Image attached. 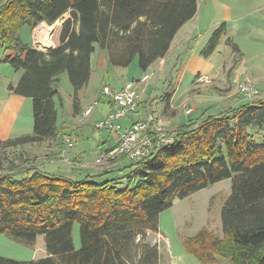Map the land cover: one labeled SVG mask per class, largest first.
I'll list each match as a JSON object with an SVG mask.
<instances>
[{
	"label": "trees",
	"instance_id": "obj_1",
	"mask_svg": "<svg viewBox=\"0 0 264 264\" xmlns=\"http://www.w3.org/2000/svg\"><path fill=\"white\" fill-rule=\"evenodd\" d=\"M195 14V0H4L0 46L10 54L0 64L23 72L8 89L31 101L32 132L2 143L15 148L58 139L53 100L58 77L67 74L75 110L95 47L112 67L127 68L136 60L146 72L167 55L178 30ZM64 15L57 47L48 53L20 41L22 27L52 25ZM223 32L221 25L212 33L202 56L214 51ZM226 44L239 54L236 45ZM183 127L171 145L146 161L128 160L120 170L99 175L128 170L125 177L103 183L93 181L98 177L52 176L36 167L22 176L0 172V235L27 243L43 235L46 252L28 262L0 257V264H159L157 246L147 240L158 232L159 215L174 199L223 180L231 181V189L220 210L222 234L236 256L264 264V135L255 139L250 133L264 132V99ZM204 236L197 233L184 248L199 264H218L211 246L219 243L208 244Z\"/></svg>",
	"mask_w": 264,
	"mask_h": 264
},
{
	"label": "rangeland",
	"instance_id": "obj_2",
	"mask_svg": "<svg viewBox=\"0 0 264 264\" xmlns=\"http://www.w3.org/2000/svg\"><path fill=\"white\" fill-rule=\"evenodd\" d=\"M3 1L4 0H0V4ZM67 17V15H64L51 26L44 23V26L39 28L41 39H47L45 44L48 43V37L51 33L49 29L52 28L54 30L50 35L52 38L49 43L54 46L53 48L57 47L58 33L62 23ZM45 26L49 29H46ZM31 31L32 29L30 30L27 26H24L19 30L20 41L23 44L31 43ZM9 54V52L5 51V49L0 46V60H2L5 55ZM235 60L236 59L233 57V61L226 64L227 66L225 68L222 70L220 69L219 72L214 73V75L207 77L195 76L193 81H196L197 79L198 83L195 86L189 87L186 91L185 89L187 86L192 85L190 83L192 79L190 80L188 75L182 79L183 83L179 86L180 79H178L177 76L173 77L175 74H166V69H163L161 75L158 76L155 89H151L154 83L151 85L150 83L155 80V76L151 77L152 75L147 73L140 82L143 85L146 84L145 88L151 89L150 91H153L152 93L155 92V94L157 93L156 95H159L161 92L160 89L162 87L164 89L167 87V89L164 90L167 102L165 101V97L162 96L163 100L159 102L158 112H156L158 116V120L155 119L156 125L165 131L172 132L173 136H176L187 129L183 126L177 128L179 123H185L186 125L189 123H195L208 116L221 115L230 109L236 108L247 102H252V100H247L244 97V93L241 92L244 86L243 82L247 77H234L232 69L229 68L232 63H235ZM132 65L137 67V61L134 60ZM132 70L133 68H130L129 78L132 77ZM226 70H229L227 74H225ZM109 75L111 77L107 80L113 85L112 82L115 80L113 78L114 76L112 73ZM15 79V71L8 64L1 63L0 86H7L11 82H14ZM129 82H133L137 89L139 80L132 78V81H125V84ZM250 82L256 88L255 83L253 81ZM148 85H150V88ZM139 86H141V84ZM178 86L180 87L179 92L176 91L179 88ZM69 89L71 88L67 81L60 86V92L64 97H66L67 92L70 91ZM174 94L175 97L173 99L172 97ZM145 97L147 96H144L143 98ZM260 99H264V91L261 90L259 92V98L253 100V102ZM22 100L25 102H19L20 105L16 104L12 107L9 115L5 117L2 123L3 127L0 126V172L7 173L12 171L14 176H22L28 168L35 166L40 167V169L44 166V169H47L50 172H55L58 168H66V170L72 171V167L76 164L72 157L69 156V153L73 152L74 149L65 152L66 155L70 157L73 164H63L58 162V159L56 158L57 154H54L63 150V146L60 143L61 139L49 140L43 144H27L15 148H7L5 144L2 143L6 140L20 137L19 135L17 136L20 132H31V101L24 98ZM93 106H95L94 103L88 108L91 107L92 111ZM127 110L130 111H128L126 116L129 119L137 120L138 117H140L142 121L147 119V114L144 112L145 108L141 105L138 108V117L136 116L137 114L131 113L134 110V107L127 108L126 112ZM154 111L155 109L152 108L151 116L153 118H155V115H153ZM157 121L160 123L158 124ZM162 122L167 123L163 125L161 124ZM85 130L87 133L83 136L84 140L82 141V138L80 137L78 138V143L84 142L83 150L90 152V155L93 156V153L96 150L95 143L97 142V139L102 141L105 140L108 133L103 129L100 132H94L90 129V126L86 127ZM250 133H253L255 139L264 135V132L251 131ZM116 141L117 136L115 134L111 136V140L110 138L108 139L110 145H114ZM120 161H125V159L121 158L119 161L115 160L116 163ZM90 167L100 168V166H97L94 161L91 163ZM78 169L82 168H77V170ZM79 171L81 170H78V172ZM127 173L128 170L125 172L121 171L109 174L108 176H98V178H94L93 181L96 183H103L108 180L125 177ZM124 184L125 182H123V185ZM230 189L231 181L223 180L197 191L186 198L174 199L172 201L170 208L163 211L158 217V232L156 234H148L147 236V240L152 245L157 246L159 264H199L186 251L184 248V242L201 231L205 232L204 240L206 243L209 244L213 240L218 241V245L211 246V251L215 255L218 264H250L253 261V259L244 261L236 256L233 247L222 234L220 210L230 195ZM72 240L75 249L79 248L77 225L73 228ZM45 256L46 252L43 235H38L34 243H27L13 239L7 235H0V257L2 258L17 262H28L42 259Z\"/></svg>",
	"mask_w": 264,
	"mask_h": 264
},
{
	"label": "crops",
	"instance_id": "obj_3",
	"mask_svg": "<svg viewBox=\"0 0 264 264\" xmlns=\"http://www.w3.org/2000/svg\"><path fill=\"white\" fill-rule=\"evenodd\" d=\"M195 2V16L178 30L170 44L167 55L152 64L146 72H141L132 64L127 68L112 67L108 64L105 53L95 47L90 58L89 78L86 85L77 92L75 110L71 85L69 84L71 89L67 92L66 97L60 92L61 84H64L66 81L68 82L67 74H60L58 77L59 82L56 84L58 95L53 99L56 108L57 137L59 139L62 135H68L73 140L75 148L73 152L69 153V156L74 160L76 167H72V171H68L66 168H58L55 172L44 169V166H42L41 169L35 166L37 169L48 175L62 176L73 181H79L86 176L98 177L102 175V173L110 171L109 169L111 168L120 170L129 163V161L125 160L123 162L120 161L121 163H114L108 167H106V165L100 168L90 167L91 163L99 154L108 152L109 149L115 145V141L113 142L114 145H110L108 142V139L110 138L111 140V136L114 135L109 129H103L108 133L105 140L102 141L97 139L95 143L96 150L93 156L90 155V152L83 150L84 142L78 143V138L81 137L82 141L84 140L83 136L87 133L85 130L86 127L90 126L92 131L100 132L102 129L95 130L93 127L94 124L98 121H102L112 112L111 103L107 98L102 97L101 94V85L104 83L108 82L111 89L120 91L124 87L125 81H132V78L139 80L137 86L138 100L134 106L129 107H134L131 113L137 114L136 116L138 117V108L141 105L145 108L144 112L148 116L152 115V108H154L155 111L153 115H155L154 119L157 120L158 116L156 112H158L159 102L163 100L162 93L167 87L165 89L162 87L159 95H156L157 93L155 94V92L152 93L153 91L151 92L150 90L153 88L155 89L158 76L161 75L163 69H166V74H175L173 77L177 76V78L180 79L179 86L183 83L182 79L188 75L190 77L189 79H192L190 81L192 85L187 86L185 89L186 91L189 87L195 86L198 83L197 79L193 81L195 76L207 77L214 75V73H218L220 69L222 70L225 68L227 66L226 64L233 61L234 57L236 59L235 63H232L231 66L229 65L234 77H247V79L255 83L259 92L260 90L264 91V0H195ZM221 25L224 26V32L220 36L214 51L206 57L202 56V51L212 33ZM227 40L236 45L239 50L238 55L231 53L230 47L226 44ZM30 44V42L25 43V45L28 46H30ZM130 68H133V73L132 77L129 78ZM228 71L229 70H226L225 74H227ZM15 73L16 79L14 82H11L7 86H0L1 127H3L2 123L5 117L9 115L12 107L16 104L20 105L19 102H25L22 100L23 97L14 95V93L8 89L9 85L13 88L17 85L23 72L20 70ZM110 73L113 74V78L115 79L112 82L113 85L107 80L111 77L109 75ZM147 73L151 74V77L155 76V80L150 83V85L154 83L151 89L145 88L146 84L143 85L140 82ZM140 84L141 86H139ZM150 85H148V87ZM176 91L179 92L180 87ZM144 96L147 97L143 98ZM174 97L175 94L172 98L174 99ZM93 103L97 104L93 106L90 115L83 117V112L89 106H92ZM128 111L129 110H127L125 116L118 121L122 131L128 129L133 123L142 121L140 117H138L137 120L127 118ZM157 123L159 124L160 122L157 121ZM166 123L167 122H162L161 124L164 125ZM178 125L177 128L185 125V123H179ZM31 132H20L17 136H23V134L30 135ZM60 152L61 150L54 154L58 155ZM77 168L82 169H78L81 170L78 172ZM108 175L109 174L104 176Z\"/></svg>",
	"mask_w": 264,
	"mask_h": 264
},
{
	"label": "built area",
	"instance_id": "obj_4",
	"mask_svg": "<svg viewBox=\"0 0 264 264\" xmlns=\"http://www.w3.org/2000/svg\"><path fill=\"white\" fill-rule=\"evenodd\" d=\"M46 24V23H45ZM44 26V22L36 25L31 31V48L42 53H48L54 49L50 45L51 34L54 29H49L51 32L48 37V43L45 44L47 39H41V32L39 28ZM51 26V25H50ZM243 89L244 97L247 100H255L259 98V91L251 84L249 80H245ZM240 92V93H241ZM102 97L108 99L112 106L110 112L102 121L94 124L95 130L109 129L116 136L117 141L108 152L99 154L94 162L97 166L108 167L118 160L123 158L132 161H146L160 148L171 145L173 142V133L165 131L156 125L155 119L148 115L144 121H137L133 123L128 129L122 131L118 121L125 116L126 109L135 105L138 100V90L133 82L124 84L120 91L111 89L108 83L101 85ZM243 97V98H244ZM97 103H94L96 105ZM91 107L83 112V117L90 115ZM61 142L63 150L56 156L57 161L63 164H73L70 157L66 155V151L74 149L75 144L70 136L62 135Z\"/></svg>",
	"mask_w": 264,
	"mask_h": 264
}]
</instances>
